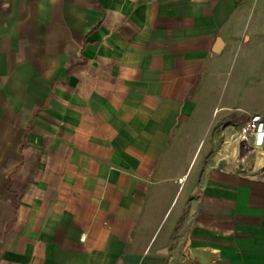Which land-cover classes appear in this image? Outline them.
Wrapping results in <instances>:
<instances>
[{
    "label": "crops",
    "instance_id": "obj_1",
    "mask_svg": "<svg viewBox=\"0 0 264 264\" xmlns=\"http://www.w3.org/2000/svg\"><path fill=\"white\" fill-rule=\"evenodd\" d=\"M253 113L264 0H0V264H264Z\"/></svg>",
    "mask_w": 264,
    "mask_h": 264
},
{
    "label": "built area",
    "instance_id": "obj_2",
    "mask_svg": "<svg viewBox=\"0 0 264 264\" xmlns=\"http://www.w3.org/2000/svg\"><path fill=\"white\" fill-rule=\"evenodd\" d=\"M264 139L262 117L260 114H248L245 123L234 139L233 152L228 158L229 165L233 170H242L246 162L256 152ZM261 169H264V155L261 157ZM264 171V170H262ZM264 175V172H262Z\"/></svg>",
    "mask_w": 264,
    "mask_h": 264
},
{
    "label": "water",
    "instance_id": "obj_3",
    "mask_svg": "<svg viewBox=\"0 0 264 264\" xmlns=\"http://www.w3.org/2000/svg\"><path fill=\"white\" fill-rule=\"evenodd\" d=\"M189 258L195 264H212L214 254L200 249H194L189 252Z\"/></svg>",
    "mask_w": 264,
    "mask_h": 264
},
{
    "label": "rangeland",
    "instance_id": "obj_4",
    "mask_svg": "<svg viewBox=\"0 0 264 264\" xmlns=\"http://www.w3.org/2000/svg\"><path fill=\"white\" fill-rule=\"evenodd\" d=\"M226 146H228V144H226ZM199 151H203V157L201 159L202 161H206V162L216 161L215 155L217 154V151H219L218 141L213 140V142L210 145H208L207 148H206L205 144L203 142H201L199 144ZM204 152H207V156H205Z\"/></svg>",
    "mask_w": 264,
    "mask_h": 264
}]
</instances>
